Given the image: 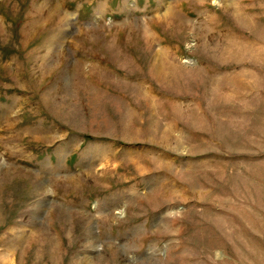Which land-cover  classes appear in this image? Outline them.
I'll list each match as a JSON object with an SVG mask.
<instances>
[{
  "label": "rangeland",
  "instance_id": "1",
  "mask_svg": "<svg viewBox=\"0 0 264 264\" xmlns=\"http://www.w3.org/2000/svg\"><path fill=\"white\" fill-rule=\"evenodd\" d=\"M0 264H264V0H0Z\"/></svg>",
  "mask_w": 264,
  "mask_h": 264
},
{
  "label": "crops",
  "instance_id": "2",
  "mask_svg": "<svg viewBox=\"0 0 264 264\" xmlns=\"http://www.w3.org/2000/svg\"><path fill=\"white\" fill-rule=\"evenodd\" d=\"M1 23L3 24V21H1ZM2 116V115H1Z\"/></svg>",
  "mask_w": 264,
  "mask_h": 264
}]
</instances>
